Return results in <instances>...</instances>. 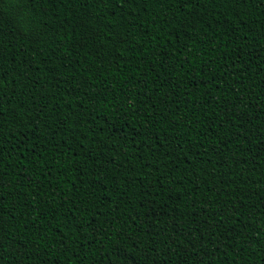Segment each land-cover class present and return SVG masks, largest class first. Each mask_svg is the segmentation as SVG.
I'll return each instance as SVG.
<instances>
[{"label": "trees", "instance_id": "16d2710c", "mask_svg": "<svg viewBox=\"0 0 264 264\" xmlns=\"http://www.w3.org/2000/svg\"><path fill=\"white\" fill-rule=\"evenodd\" d=\"M0 264H264V0H0Z\"/></svg>", "mask_w": 264, "mask_h": 264}]
</instances>
